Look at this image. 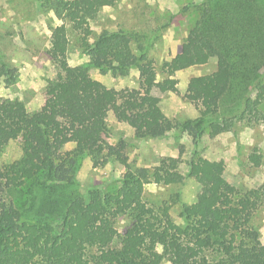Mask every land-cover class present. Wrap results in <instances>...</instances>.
<instances>
[{
    "label": "trees",
    "instance_id": "trees-1",
    "mask_svg": "<svg viewBox=\"0 0 264 264\" xmlns=\"http://www.w3.org/2000/svg\"><path fill=\"white\" fill-rule=\"evenodd\" d=\"M38 1L62 21L52 28L46 51L59 70L47 80L39 110L29 113L0 97V155L11 143L20 151L19 158L0 163V264H264V245L251 225L260 195L241 191L232 196L216 164L190 163L187 175L200 186L199 192L193 203L182 204L179 223L166 221L162 211L167 208L147 203L143 190L149 183H181L174 173L176 163L161 161L153 171L130 167L124 138L104 143L110 130L103 121L111 112L133 128L140 126L143 139L182 133L197 122L209 123L212 134L232 128L234 121L261 122L264 0L200 2L198 19L184 37L177 60L183 69L210 61L216 68L194 78L190 94L200 105L199 117L183 122L166 117L153 94L176 88L171 78L157 80L147 52L150 37L118 29L102 30L92 42L86 40L85 20L98 4L110 6L116 0ZM65 22L80 36L88 58L84 64L63 65ZM90 67L121 77L135 70L137 96L98 81L86 87ZM14 71L0 51L5 87L15 82ZM224 104L228 107L222 108ZM218 119L221 125L213 124ZM83 159L94 167L111 160L122 165L118 187L94 185L81 192L77 174ZM251 159L258 164L255 156ZM127 212L131 222L117 239L115 221Z\"/></svg>",
    "mask_w": 264,
    "mask_h": 264
},
{
    "label": "rangeland",
    "instance_id": "rangeland-1",
    "mask_svg": "<svg viewBox=\"0 0 264 264\" xmlns=\"http://www.w3.org/2000/svg\"><path fill=\"white\" fill-rule=\"evenodd\" d=\"M201 1L116 0L110 6L98 4L85 20L89 28L88 42H92L102 30L124 29L150 37L147 52L154 62L157 80L171 78L176 88L175 92L154 91L153 94L166 117L177 122L199 117L200 105L190 94L194 78L209 74L216 68L215 61H210L183 69L177 60L184 37L198 19ZM61 23L51 11H44L38 0H0V51L9 66L14 68L16 77L12 85L5 87L0 75V97L7 98L14 106H23L29 113L43 108L47 80L54 78L59 70L46 51L50 46L52 28ZM65 26L68 45L63 65L86 63L88 58L81 47L80 36L69 23L65 22ZM138 43L144 45V39L140 38ZM94 81L108 88L126 89L131 98L137 96L135 70L121 77L90 67L86 87L91 88ZM221 107L228 106L224 104ZM103 121L110 130V136L104 143L113 144L119 137L124 138L130 167H147L153 171L161 161L176 163L174 173L183 179L181 183H149L143 190V199L147 203L167 208L162 211L166 221L179 223L182 204L193 203L199 192L200 186L187 175L188 165L196 162L216 164L222 170L232 196L241 191H247L251 196L260 195L261 202L253 214L251 225L258 231L259 241L264 245V119L256 124L234 121L232 128H224L215 134L211 133L209 123L197 122L182 133L170 132L162 139H143L140 126L133 128L116 119L111 112L103 117ZM213 124L221 125V119ZM79 144L81 141L69 143L66 149ZM19 156L17 144L11 143L0 155V163ZM254 156L258 164L251 159ZM124 171L125 168L116 161L94 167L88 159H83L77 174L80 191L94 185L115 189ZM130 222V212L117 217V239ZM160 250L165 253L166 249Z\"/></svg>",
    "mask_w": 264,
    "mask_h": 264
}]
</instances>
